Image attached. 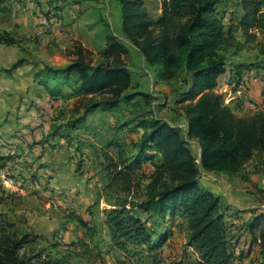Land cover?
I'll return each instance as SVG.
<instances>
[{"label":"rangeland","instance_id":"rangeland-1","mask_svg":"<svg viewBox=\"0 0 264 264\" xmlns=\"http://www.w3.org/2000/svg\"><path fill=\"white\" fill-rule=\"evenodd\" d=\"M91 1L94 4H88ZM162 3L145 0L153 18L161 14ZM31 4L39 20L37 32L18 40L15 47L0 40V62L4 63H0V214L15 225L17 239L29 235L34 241L21 254L40 256L36 262L61 260L64 264H194L197 255L187 247L184 227L163 248L150 252L143 247L136 253L133 248H116L107 225L108 214L118 205H140L170 184L168 177L156 182L160 154L140 157L153 120L179 128L201 168L200 144L185 133L183 101L190 92L191 75L181 71L173 80H159L122 33L116 0H38ZM21 9L11 0H0V33L5 32V23L13 25ZM218 10L229 26L226 14L236 10L232 0H224ZM111 35L129 50L122 60L131 71L132 84L124 96L132 95V99H122L110 109L107 94L73 96L69 87L60 88L62 97L57 99L46 94L37 76L44 65H69L78 46L91 53L87 59L94 65L103 64ZM227 56V73L217 88L226 104H234L232 110L238 117L264 113V39L230 50ZM19 61L22 65L14 68ZM238 62L256 70L251 78L260 83L241 97L233 96L226 86L230 67ZM256 89L263 96L259 101ZM44 94L48 98L42 103ZM105 153L131 166L129 191L121 180L111 181L113 169L104 170L110 162ZM199 182L224 205L228 239L238 244L239 251L252 248L238 264H264L258 247L261 231H250L255 219H264V154H256L234 175L201 168ZM232 184L236 190L230 188ZM136 208L156 234H165L167 226L159 217ZM260 222L263 227L264 220Z\"/></svg>","mask_w":264,"mask_h":264},{"label":"trees","instance_id":"trees-1","mask_svg":"<svg viewBox=\"0 0 264 264\" xmlns=\"http://www.w3.org/2000/svg\"><path fill=\"white\" fill-rule=\"evenodd\" d=\"M116 1L120 6L122 33L159 80H173L181 71L191 75L190 92L183 101L185 133L200 144L201 168L207 172L236 174L256 154H264V113L238 117L226 104L225 95L217 90L220 78L227 72L228 52L252 44L259 37L264 39V0H232L236 10L231 12L230 23L242 32L243 42L220 15L218 6L224 0H163L159 18L151 16L145 0ZM1 41L16 44L9 36ZM128 51L118 37L111 35L105 63L94 65L87 59L91 53L78 46L76 58L69 65L59 68L44 65L37 76L52 98L62 97L60 88L69 87L73 96L107 94L108 108L113 109L122 99L133 98L124 96L132 84L131 71L122 60ZM22 63L17 62L14 68ZM232 66L236 73L229 79V85L238 86L244 65ZM181 132L168 122L152 121L140 157L150 152L160 154L162 163L156 170V182L168 177L170 184L140 205L124 202L110 211L107 225L112 243L122 251L147 247L151 252L163 248L177 229L184 227L187 247L197 255L194 264L243 263L252 248L239 251L238 244L228 239L225 207L218 197L200 186L201 168ZM104 155L110 161L104 170L113 169L115 173L111 181L121 180L125 191H129L133 181L131 166ZM147 159L151 160L152 156ZM136 206L159 217L167 226L165 234H156L139 216ZM260 220L264 219H255L250 231L255 233L260 229L264 259V226L261 227ZM33 242L29 235L17 239L15 225L6 214H0V264H64L61 260L36 262L40 256L21 254Z\"/></svg>","mask_w":264,"mask_h":264},{"label":"crops","instance_id":"crops-1","mask_svg":"<svg viewBox=\"0 0 264 264\" xmlns=\"http://www.w3.org/2000/svg\"><path fill=\"white\" fill-rule=\"evenodd\" d=\"M2 1H4V0H2ZM32 1H38V0H11L12 3L14 2L15 5L17 4L22 9L20 10V13L18 14V17L15 19V21L13 22L12 26H11V24L8 25V23H5V24H7L5 26V32L0 33V40L4 39V38H7V36H9V37L13 38L16 41V43H17L18 40L23 41L26 38V35L27 36H30L31 34L34 35L37 32L39 20L37 19V15L34 14V13H36V10H34L32 8L33 7L32 4H31ZM92 3L94 4V2H92V1L88 2V4H92ZM83 6H86V5H83ZM118 15H119V18H120L121 13L118 12ZM226 15H227V18H225V19H228V17L230 19V15L229 16H228V14H226ZM160 16H161V14L157 18H159ZM224 23L226 24V22H224ZM119 25L121 27V22L119 23ZM229 25L232 27L233 33L237 36L238 40L243 42L242 32L240 30H237L236 26L234 27L233 25H231L230 20H229ZM17 44H20V43H17ZM17 44H15L14 47L17 46ZM17 49H19V48H17ZM17 55H20V56L22 55L20 50H19ZM20 56H18V57H20ZM0 63L4 65L3 61L0 62ZM237 64L242 65V66L244 65L243 68H242V71H243L242 72V80H241V82H240V84L238 86L237 85L230 86L229 85V80H228L226 86L229 89H231V93H232L233 96L234 95H239V97H241V94L243 95V92H246L247 89H251L252 90L253 88H255V86L259 85L260 83H258V81L255 80V79H253V81H252V78H251L252 77V72H255L256 70H253L251 68H247L245 66V64H243V62H238ZM230 69H231V72H230V78H231V77H233L235 75L236 72L232 71L234 69V66H231ZM255 93H256L255 98L258 101L263 99L262 93H260L259 90L256 89ZM44 96H45V94H44ZM47 98H48V96H45L44 100H41L42 103L45 102V100ZM37 103L39 104L40 102L38 101ZM228 106L232 109V107H234V104H232V105L228 104ZM236 111L240 112V110H236ZM233 112L235 114H237L235 111H233ZM247 165H245V167ZM231 175H234V174H231ZM236 177L237 176H235V177L233 176V178H236ZM230 188H233V184L230 186ZM233 189L236 190V188H233ZM219 194L220 193H218V192L216 193V195H219ZM243 215H245V214H243ZM248 246H252V243L248 244ZM258 247L261 248L260 246H258Z\"/></svg>","mask_w":264,"mask_h":264},{"label":"built area","instance_id":"built-area-1","mask_svg":"<svg viewBox=\"0 0 264 264\" xmlns=\"http://www.w3.org/2000/svg\"><path fill=\"white\" fill-rule=\"evenodd\" d=\"M251 107L253 108L254 106H253V105H251Z\"/></svg>","mask_w":264,"mask_h":264}]
</instances>
